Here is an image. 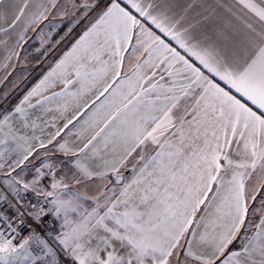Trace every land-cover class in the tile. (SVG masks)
<instances>
[{
    "label": "snow or ice",
    "instance_id": "1",
    "mask_svg": "<svg viewBox=\"0 0 264 264\" xmlns=\"http://www.w3.org/2000/svg\"><path fill=\"white\" fill-rule=\"evenodd\" d=\"M50 56L0 109V264H264V0H0V68Z\"/></svg>",
    "mask_w": 264,
    "mask_h": 264
},
{
    "label": "crops",
    "instance_id": "2",
    "mask_svg": "<svg viewBox=\"0 0 264 264\" xmlns=\"http://www.w3.org/2000/svg\"><path fill=\"white\" fill-rule=\"evenodd\" d=\"M190 2H192V0H178V3H180L181 5H186L187 3ZM196 10L198 11L199 9ZM32 34L34 33H30L29 35L31 36ZM37 45H38L37 42L32 43L31 47L28 49L29 52L35 49ZM33 56H35L34 53ZM23 66H17L16 68H8V69L0 68V97H4V95H1V91L3 89V86L7 82H12V85L17 88L20 83H23L22 88L20 89L19 87V91L16 93L18 95L16 96L15 100L12 102L10 106L7 107L8 109H11L16 103H18L19 100L22 99V97L27 93V91L31 89L38 82V80L41 78L43 73L47 70V62L37 63V59L31 57L28 63ZM27 66L29 68H26ZM8 73H11V75H8ZM5 76H7V79H4ZM30 194L31 193H29L28 195ZM8 198L9 200H12L13 203H15V200L12 199L10 194H8ZM5 207H8L7 203L5 204ZM7 209L8 208L5 209L4 213L7 212ZM39 227L43 228V225L38 226V230H37V232L42 235L41 231L39 230ZM19 241L20 240H18L17 243H19Z\"/></svg>",
    "mask_w": 264,
    "mask_h": 264
},
{
    "label": "rangeland",
    "instance_id": "3",
    "mask_svg": "<svg viewBox=\"0 0 264 264\" xmlns=\"http://www.w3.org/2000/svg\"><path fill=\"white\" fill-rule=\"evenodd\" d=\"M79 31V29H77V32ZM35 34H32L31 36H34ZM60 35H63V31H60L59 35H55L54 36V39H59V36ZM31 43V42H30ZM38 43V42H37ZM39 44L36 46L38 47ZM61 49L65 48V45L62 43L60 46H59ZM31 53H34V49L31 51ZM37 59V58H35ZM52 60V57L50 56L48 58L47 61H43V62H47L48 64V61H51ZM24 67V66H23ZM22 67V68H23ZM26 68H29L28 66ZM22 85L23 83H20L18 85V88L17 87H14L12 85V82H7L4 86H3V89L1 91V95H4V97H0V109H3L4 107H8L12 104V102L15 100L16 96L18 94H16L18 91H19V87L20 89L22 88ZM17 88V89H16ZM5 93H7V95H5ZM29 197H33L32 194L28 195ZM27 196V197H28ZM5 204L6 203H0V212H3L5 211V209L7 207H5ZM17 243V240L15 241Z\"/></svg>",
    "mask_w": 264,
    "mask_h": 264
},
{
    "label": "built area",
    "instance_id": "4",
    "mask_svg": "<svg viewBox=\"0 0 264 264\" xmlns=\"http://www.w3.org/2000/svg\"><path fill=\"white\" fill-rule=\"evenodd\" d=\"M28 200H31L33 203H35V199H34V197H29V196H28V197L26 198L25 203H27ZM7 208H8V209H7V212H6L5 214L8 215L10 218H12L13 223L15 224L16 221H15V214H14V211H13V209H11V208L9 207V205H8ZM49 219H50V218H49ZM28 223H31V221H28ZM4 227H5V225H4L3 221H0V229H2V228H4ZM33 227L35 228L36 231L38 230V226H36V225L33 224ZM50 227H51L50 224H49L48 221L46 220V221H45V224L43 225V228H40V227H39V230L41 231L42 235H44V234H45V229H48V228H50ZM30 231H31V229H29V228H21V229H20V236L17 238V241H18V240H22L25 236H27V235L29 234ZM6 235H7V232H6Z\"/></svg>",
    "mask_w": 264,
    "mask_h": 264
}]
</instances>
